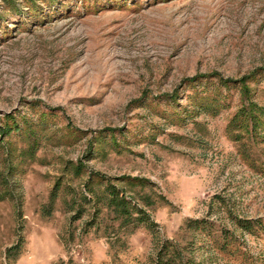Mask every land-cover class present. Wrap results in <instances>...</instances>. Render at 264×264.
Instances as JSON below:
<instances>
[{"label": "rangeland", "instance_id": "374dc122", "mask_svg": "<svg viewBox=\"0 0 264 264\" xmlns=\"http://www.w3.org/2000/svg\"><path fill=\"white\" fill-rule=\"evenodd\" d=\"M245 261L264 0H0V264Z\"/></svg>", "mask_w": 264, "mask_h": 264}, {"label": "trees", "instance_id": "16d2710c", "mask_svg": "<svg viewBox=\"0 0 264 264\" xmlns=\"http://www.w3.org/2000/svg\"><path fill=\"white\" fill-rule=\"evenodd\" d=\"M118 201H125V200L122 199V198L120 197V198L118 199ZM122 210H123V207H121V210H120V212H119L120 215H118V216H119L120 220L122 221V223H127L128 220H127L126 218H128V217L130 216V215H129L130 212H128L127 209H124V211H127L126 214H124V213L122 212ZM135 211H136V209L133 208L131 212H135ZM134 216H137V215H134ZM139 218H142V217H139V216H138V219H139ZM249 262H250V261H245L244 263H245V264H249Z\"/></svg>", "mask_w": 264, "mask_h": 264}]
</instances>
